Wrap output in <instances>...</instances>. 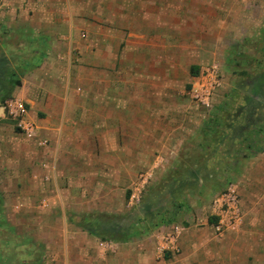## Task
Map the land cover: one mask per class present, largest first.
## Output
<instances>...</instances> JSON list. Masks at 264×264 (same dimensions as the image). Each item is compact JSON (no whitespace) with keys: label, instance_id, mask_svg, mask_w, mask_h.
<instances>
[{"label":"crops","instance_id":"crops-1","mask_svg":"<svg viewBox=\"0 0 264 264\" xmlns=\"http://www.w3.org/2000/svg\"><path fill=\"white\" fill-rule=\"evenodd\" d=\"M129 1L0 0V103H24L33 130L24 133L0 104V215L3 192L21 215L31 211L30 232H39L43 254L30 264H264L261 176L234 186L241 214L222 238L209 219L200 227L176 224L166 241L158 239L163 226L143 223L135 234L140 224L120 220L105 229L92 222L124 216L135 195L125 191L139 169L171 164L181 147L175 137L194 120L183 96L190 78L214 49L227 48L232 63L230 41L239 30L230 11L222 19L214 9L256 0H179L192 2L194 19H171L160 1L154 14L136 18ZM183 33H190L184 46L177 42ZM250 204L259 206L249 212ZM1 222L6 241L7 233L20 246L34 240ZM102 231L113 237L102 239Z\"/></svg>","mask_w":264,"mask_h":264},{"label":"rangeland","instance_id":"rangeland-1","mask_svg":"<svg viewBox=\"0 0 264 264\" xmlns=\"http://www.w3.org/2000/svg\"><path fill=\"white\" fill-rule=\"evenodd\" d=\"M117 1V5L121 7L123 5L122 0ZM158 1L161 3V9L166 5V14L171 19L178 17V15H182L184 19H194V6L191 5L192 2L181 6V4L177 5L179 0H131V2L129 1V7L134 8L133 13L137 18L143 15L154 14L153 11H158V7H156ZM178 3L181 2L179 1ZM253 4L255 6L247 8L235 6L225 9H214L215 14L212 16H221L222 19L226 18L228 11H230L228 18L232 19V26H235L239 32H235L230 41L231 45L234 46L230 55L232 63L227 65L225 62V51L227 48L221 47L214 49L215 55L213 58L205 57L208 59V65L205 64V66L199 69L198 74L214 63L220 67L222 84L214 94L212 107L206 108L197 103L191 97L190 87L183 91V96L189 103V107L186 108L187 113L192 115L194 120L192 118V120L185 123L188 130L185 131L184 135L175 137L174 142L180 143L181 147L168 157V160H171V164L167 168L165 163H161L156 166L152 164L151 167L139 169L135 180L129 185V189L125 191V193L128 192V196L134 192L138 195V199L132 203L130 199L125 202L123 208L126 213L124 216H117V218L114 216L92 217V222H95L97 226L100 225L106 229L107 227L114 226L120 220L128 223H137L139 220L146 218L145 216L150 213L165 210L169 212L165 218L173 219V223L175 224L172 223L170 225L169 232L168 226L164 227L165 225H162L163 227L158 229L157 232L159 233V240L166 241L169 236H174V226L176 224L182 223L184 226L197 225L200 227V221L204 219H209L210 230L213 235L222 238L225 232L219 234L214 230L215 221L214 217L212 218V214H210L213 199L225 193L229 187L239 185V181L244 180L245 176L254 178L261 176L263 178L260 181H256L255 187L256 191L264 196V168H259L260 166H264V152L249 159H244L238 154L240 146L237 142L207 147L204 140L199 137L203 122L214 114L216 108L222 106L230 95L235 100L232 103L231 114H235V110L237 107H240L239 104L242 103V97L247 92V87L252 83L254 76L264 71V58H260L259 56V52L262 51V45L257 42L259 29L261 31L260 24L262 27L264 25V0H256ZM246 21L249 22V26L246 25ZM189 35L190 33H183L181 38L177 40L178 44L182 46H184V43L189 44L190 40L185 38ZM200 41L209 42L204 38ZM222 45L226 44L223 43ZM188 51L190 53V49ZM184 53H187V51ZM241 61L249 64H242ZM243 71H246L248 74L244 76ZM191 78L193 79L194 77ZM191 78L189 81H192ZM234 91H237V96L233 94L235 93ZM252 103L255 105V110L260 119L263 120L264 95L260 99H254ZM0 104L3 106L5 102ZM249 104L245 107L246 110L251 108ZM151 161H154L153 157H151ZM255 161L259 164L257 165ZM241 162L243 165L240 166ZM166 163H170V161ZM247 163L252 164L244 169ZM4 187L5 185L0 183V188L4 189ZM3 194L1 205L3 212L0 215V221L2 219L6 220L9 225L15 226L19 233L25 231L34 240H32V243L29 242L26 245L20 246L22 241L20 242V239H16L14 233H7L11 242L6 241L3 238L6 233L0 228V244L5 243V248L0 245V264H30L31 261L40 256V253L41 255L43 254L42 249L38 248V240L35 235V233L39 232H30L32 226L31 216L33 215H31V211L29 210H27L26 216L24 214L21 215L20 210L13 205L14 200L6 198V192H3ZM178 201H184V206L177 214L174 213L175 215L170 216V213L174 212V205ZM258 206V204H250L249 212ZM236 210L240 213L238 206ZM25 223L27 224L25 225ZM139 224L138 227H135L136 229L143 227V222ZM172 225L173 227H171ZM101 233L109 239L110 232L102 231ZM32 250L35 251L32 252ZM30 252L33 256H30Z\"/></svg>","mask_w":264,"mask_h":264},{"label":"trees","instance_id":"trees-1","mask_svg":"<svg viewBox=\"0 0 264 264\" xmlns=\"http://www.w3.org/2000/svg\"><path fill=\"white\" fill-rule=\"evenodd\" d=\"M257 42L262 45V51H260V55H258L260 58H264V25L259 32ZM197 74V71H195L193 76H196ZM243 74L245 76L248 73L243 71ZM8 78L9 81H16L15 73H8ZM234 92L235 93L233 94L237 96V91ZM263 95L264 71H261L254 76L252 83L247 87V92L245 93L244 97H242V103H240V107H237L235 110V114H231L233 106L232 103L235 100H233L232 95H230L227 97V101L222 106H218L215 113L203 122L199 137L204 140V142L207 144V147L222 143L225 144L228 142H237V144L240 146L238 154L244 159L251 158L264 152V119H260L257 111L255 110V105L252 103L254 99H260ZM6 99H3L1 103L5 102ZM248 104L251 108L246 110L245 107ZM183 206L184 201H178V203L174 205L175 210L173 213H170V216L177 214V212H179ZM168 213L169 212L165 210L150 213L145 216L146 218L139 220L136 224L143 222L148 224L153 229L159 228L162 225L166 226L172 224L174 222L173 219L165 218L166 214ZM213 219L216 222V219ZM2 224L3 223L0 221L1 229ZM140 231L143 230L140 228H134L135 234L141 233ZM113 234L114 233L110 234L112 235L111 237H113ZM102 239H106V237H102ZM0 245L1 247L5 248V243H1Z\"/></svg>","mask_w":264,"mask_h":264},{"label":"built area","instance_id":"built-area-1","mask_svg":"<svg viewBox=\"0 0 264 264\" xmlns=\"http://www.w3.org/2000/svg\"><path fill=\"white\" fill-rule=\"evenodd\" d=\"M222 78L220 67L217 64H211L206 69L196 75L190 85L192 98L203 107L210 108L213 104V98L216 90L221 86ZM8 115L17 122V127L24 133H32L29 123L25 121L27 109L24 103L15 99L5 101L2 106ZM238 194L234 187H229L225 193L216 196L213 199L212 217L216 219L214 230L223 234L238 219L237 200ZM138 199V195H132L131 200Z\"/></svg>","mask_w":264,"mask_h":264}]
</instances>
